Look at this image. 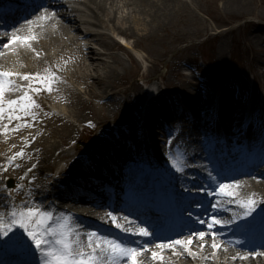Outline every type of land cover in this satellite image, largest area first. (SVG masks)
<instances>
[{
  "label": "bare ground",
  "instance_id": "bare-ground-1",
  "mask_svg": "<svg viewBox=\"0 0 264 264\" xmlns=\"http://www.w3.org/2000/svg\"><path fill=\"white\" fill-rule=\"evenodd\" d=\"M247 1L248 0H227V2L223 5V10L228 13H240L243 14L247 11ZM35 2L39 3L40 0H35ZM88 8L90 9L91 14L90 15L91 20L87 19L84 15H80L83 10L80 9H74L72 11H69L68 7L64 6L63 4L54 3L51 0H43L41 3V7L38 8V6H33L30 8L26 14L18 15H8L3 14V20L0 22V42L6 41L10 39V34L13 31H17V35H35L38 37L37 40L31 41L32 48H28L24 45L14 46L15 51H9L7 49H0L5 52V55L3 57H0V67H3L4 65L10 64L12 66H21L23 67V64L25 65L29 64V68H25L26 73H36L40 72L44 74L46 70H50L53 72H56L58 77L61 78L60 82H58L55 87L58 89L56 91H53L52 93H55L57 91H61L63 93L64 91L71 92L73 96L80 98L81 100L77 102V105H92L91 100L89 99L88 102H85L82 99V94H87L91 99H100L105 100L106 104L108 105H115V107H118L117 114L119 115V111L123 108L124 104H129V110L132 108L137 112V110H144L145 116H144V123L143 126L146 128L145 132V142H147V145L149 148H153L154 155L151 156V158L156 162L159 167V169L165 173V175L173 177L174 180L177 178L179 179L173 170L170 168L168 163L165 161L168 157V153L166 151H169L170 148L168 142H162L161 139H167L168 141L172 140V135L169 132V128H166L164 123L167 121L170 125L174 124V122H177L180 124L183 129H185L188 132H201L203 133L204 130L210 131V127L213 125H209L208 127H203V122H206L207 118L213 117L211 108L213 107V102L215 95L217 93H220L219 90L216 91L215 89V82L211 78L208 80L209 88L206 89V91H203L201 89V83L199 82V79H194V85L197 86L199 89V97L196 99H192L188 97L189 93L184 91L185 89H182L184 85H180L181 88H179V92H182L181 94H174L173 92H161V84H164L168 77L167 75H159V77H153V76H147L146 74H139L138 76L141 77V80L143 81V84H138L132 86V88H122V89H115L117 86H113L112 82L115 79H118L121 77V72L125 71V66L121 58L116 56L114 51H124L126 52L122 46H120L118 43H116V40H114L113 35L120 36L121 38H136L134 50H137V62H136V69L137 71L140 70V66L142 65V61H147V58H143V53L145 52L144 48L140 47V44H143L144 42H149L153 40H157L162 42L163 38L167 36V34L170 33L171 26L173 25L175 20L181 19L185 14L188 13V11H193L194 9L191 7L190 3L185 0H83ZM15 4V3H14ZM44 8L48 9L47 15H51L52 12H55L56 15L52 17L49 20H37V17H39L41 14L44 13ZM188 9V10H187ZM51 12V13H49ZM73 12H77V15H73ZM86 13V12H85ZM93 18L97 19L99 24H96L95 22H92ZM27 20H32L35 23L28 24L26 23ZM82 25H89L92 27H101L105 30L104 33L96 32L93 29H88L87 27H83ZM249 28H251L253 31L251 32V35L253 37L257 38L261 47L264 45V24L254 23L251 22L248 25ZM85 28V30L83 29ZM71 31L75 33L72 37ZM5 33H8L9 35H5ZM227 34V33H226ZM222 35L223 42L220 46V59L223 60L224 55L223 49L226 48L228 42H227V35ZM68 36H70L68 38ZM163 36V38H162ZM67 37L66 42L61 41ZM107 38L108 40L113 39V43L105 41L103 38ZM260 38V39H259ZM209 39V38H208ZM243 41V40H242ZM75 42L79 43V52L76 51H70L69 46L74 45ZM95 43H98L101 48H103L108 53L101 54L98 53L94 46ZM240 43V42H239ZM245 43V42H242ZM160 45V44H159ZM245 45V44H244ZM32 49H35L33 51ZM255 50L254 48L250 47V51ZM144 51V52H141ZM262 51V48L260 49ZM39 53V56L36 55V53ZM156 52L157 55V51ZM152 53V52H151ZM81 54V57L76 59V62L79 66L82 65L85 66V62L88 61L90 66V72L89 73H76L73 71H69L68 67L64 68V66H71V57H76L75 55ZM106 56L110 55V59L113 61L112 64L108 65L107 62L100 61L97 58V56ZM155 55V57H156ZM264 55V54H263ZM8 57H10L8 59ZM158 57V56H157ZM19 58V59H18ZM141 58V59H140ZM163 56L158 57L156 60L157 62L161 61ZM16 59V60H15ZM18 59V60H17ZM143 59V60H142ZM176 59L174 62H168L166 64V67L171 69L178 77L185 76L182 71L181 67L176 62ZM18 62V63H17ZM16 64V65H15ZM37 65V67H35ZM155 64H153L154 66ZM143 69V67H141ZM46 69V70H45ZM5 70H7L5 68ZM24 70V69H23ZM155 78V79H154ZM154 79V80H153ZM197 79V80H196ZM23 81L22 79H20ZM89 81H93L91 84H89ZM154 81V82H153ZM159 82L156 84V82ZM198 82V84H197ZM23 83H29L28 81H23ZM74 83H82L85 85L83 87V90L79 88H75ZM120 86V85H119ZM113 90H116L115 92ZM158 92V96L156 100H151L147 106L145 107L144 101L148 96H151L153 94H156ZM160 92V94H159ZM44 97L43 98H49L50 94L47 91L41 92ZM22 92H10L7 94L8 98H16V96L21 95ZM212 96V99L210 97ZM36 97H41L40 94L36 95ZM222 103L218 107V112L220 119L223 120L222 122L227 125V131L230 133H233L237 131L240 127L239 124H242L243 121V109L240 110L242 107L240 106V101H234L231 97H228L227 95L223 94ZM64 98V97H63ZM228 98L231 99V104L228 108L226 106V101ZM69 100V99H67ZM55 103V102H53ZM104 104V105H106ZM145 107V108H144ZM139 108V109H138ZM40 109L35 110L38 113V116L36 120L34 121L33 127H23L19 131L16 132H9L5 134L2 132L0 135V144L3 146V156L5 157V160L9 161V158L14 155L15 153L21 151V149L25 152L24 158H18L14 163L19 164V168L14 167H8V170L5 172L0 168V177L2 175L8 176V177H14L16 181H18L20 184H23L28 188V191H31L32 195H27L26 197L29 199H35V195L39 194L45 189V186H42L39 190L35 188L33 177L34 176H41L44 177L45 172H51L52 177H56L59 175L58 169L57 171H50L47 167H50L52 164V158H55V151L56 149H61L62 146L68 144V141L70 139H73V134L70 133V135H67V138L64 137L62 141H55L54 143L50 142V146L45 149V153L41 152L40 149V142L42 140V137L39 138L43 134L44 129V122L45 119L40 120L38 117L40 116ZM64 113V112H63ZM139 113V112H137ZM142 115V114H141ZM121 117V125L120 129L117 131L120 133L122 132L123 138L130 137L132 134L137 132L138 124L140 123V118L137 114H133L132 120L130 121L128 119V116L123 114ZM65 118H68V116H65ZM117 118V117H115ZM26 120L29 122H32L31 117H26ZM60 119V118H59ZM55 120V119H54ZM125 121V122H124ZM4 124H7V120L3 122ZM18 123L17 121H13L12 124L9 125V128H13L15 124ZM127 123V125H125ZM96 126V124L91 125ZM0 128H2V125H0ZM48 128V127H46ZM89 128V127H87ZM93 128V127H92ZM131 128V131L127 133V129ZM215 129V128H214ZM161 131L163 138L160 136L159 132ZM221 132V131H219ZM101 136L103 137V144L104 145H111L113 142V137L111 135V130L106 129L99 132ZM10 136V140L15 147H13L12 144L7 143L8 141L4 138ZM203 136V135H201ZM37 137V138H36ZM53 137V136H51ZM190 137H193L190 135ZM196 138L195 143L197 145H200L199 142L201 140ZM202 138V137H201ZM222 139V138H221ZM29 142L30 145H29ZM150 144V145H149ZM123 145L126 148H131L133 145L126 141L123 143ZM219 145L222 147L223 150L222 154H226V152H229V148H227L225 140L219 142ZM105 147V146H104ZM169 148V149H168ZM191 151L188 152V161L192 162L199 158V160L196 162L197 165L193 169L190 170V172H194L193 175H195V183L196 184H207L210 187H215L216 182L209 180V175L206 171L209 170V168L205 165H202V161H204L203 154L200 155V150L195 151L194 147H191ZM133 153L137 152L131 150ZM195 151V153H194ZM75 152V153H73ZM79 152V151H78ZM77 152V149H73L70 152H62L58 157H56V160L59 161L58 164L61 162H64L68 157L75 156ZM194 153V154H193ZM109 154L112 155L111 149L109 151ZM191 154H193L191 156ZM222 156V155H221ZM30 157V158H29ZM102 159L105 158L104 155L101 157ZM142 159V158H141ZM264 159V157H263ZM202 160V161H201ZM98 161V160H97ZM96 160L93 161L95 164L97 162ZM113 161L115 162V168L113 171L107 169L104 165L99 167V170L102 172H108L111 175H117L118 180L121 182L127 181V174L129 172H132L134 169H137V165H133L132 163L126 161L125 163H122L121 161L117 160L116 157L113 155ZM142 163H145V161L142 159ZM33 165H36V167L33 169L32 172H28L29 168H32ZM260 164L255 165L254 168L259 167ZM188 172V170H186ZM34 173V175H33ZM21 177H24V179H21ZM254 175H248L244 178H239V180L243 181V184L241 188L239 189V194L241 197H248L253 194L254 198L259 202L258 207H264V197L260 198V195L264 193V179L261 177H264V173L261 174V176L253 179ZM199 178V180L197 179ZM234 178L237 179L236 176ZM260 178V179H259ZM132 178H130V181ZM194 180H188L186 178H183L180 180V185L187 187L188 189H192L193 194L195 195L192 199L194 203L197 205L198 201L206 200V202H210L211 204L215 203L216 197L208 196L206 192H197L193 188V181ZM45 181V179H44ZM44 181L42 183H44ZM41 183V181H40ZM142 183H145V181H142ZM120 189V188H119ZM25 196L23 190L16 191V197L17 200L20 201ZM32 202L38 203L39 201L35 199ZM48 197H46V200ZM45 200V201H46ZM44 201V203H45ZM95 201H90L88 203H72L71 209L78 211V213L84 217V223L81 221H77V227L84 230H99L102 229L104 231H110L109 233L111 235L117 236V234L114 231H119L122 237L127 238L128 236L134 237V240L140 241L141 243L144 242L145 238H141L138 236H133L130 233H123L119 229H116L114 225L111 223L110 218L107 217V212L115 210V214H119L116 212L115 207H111L108 209H103L101 207H93L90 204ZM226 204V203H222ZM199 207V206H198ZM52 209V208H51ZM135 208L132 206L129 208L130 213L133 212ZM191 210V224H194L198 222L197 217L203 218L205 216H211L216 215L219 219L222 220H228L232 217V215L228 214L226 210L220 209L217 211L216 208L212 209L211 207L206 206L203 203L202 211H194ZM52 211V210H50ZM244 209L237 206L234 207L233 215L236 213H242ZM63 212L62 209L58 210V213ZM65 212V211H64ZM66 213V212H65ZM71 215L70 213H67ZM133 214V213H132ZM128 214H121L118 215L120 217V222L124 223L123 216ZM129 216V215H128ZM207 220V219H206ZM131 221V220H130ZM133 221V220H132ZM131 225H128L130 227H135L136 224H139V222H135ZM187 222V223H188ZM102 224V227L100 228L97 224ZM196 226V225H194ZM219 227L216 229V231L220 232L222 235L217 238V242H223L225 247L227 248V251H224L223 249L216 251L215 256H213L214 250L210 247L211 240L206 238L208 241L207 245L201 250L198 245L200 243H203L201 241H195V243L191 246L192 250L194 252H197L198 255L193 258L192 256H189L182 247L177 246L175 250L173 249H165L162 251V255H164L165 259L164 261H152L150 252L145 253L144 257L142 259L147 260V264H191L189 259L193 260L195 264H207V260H211V257H214V260L210 264H264V255H257L256 257L248 256L247 259H241L240 257L243 255H246L248 252V249H245L240 246L239 243L234 242L230 240V236L225 234V227H221V225H218ZM206 228V225H202L198 227V229L204 230ZM107 234V232H103ZM186 233V232H184ZM128 234V235H127ZM188 232L184 235L186 237ZM181 236L177 237L180 238ZM82 239H85V237L82 236ZM162 240H167V238L162 237ZM231 241L232 243H228ZM253 249V248H252ZM152 250L155 251H161L159 249L153 248ZM264 253V252H262ZM21 255V254H20ZM221 256V259L219 260V257ZM205 257H209L208 259H205ZM233 257H237L236 259H233ZM209 263V261H208Z\"/></svg>",
  "mask_w": 264,
  "mask_h": 264
},
{
  "label": "rangeland",
  "instance_id": "rangeland-1",
  "mask_svg": "<svg viewBox=\"0 0 264 264\" xmlns=\"http://www.w3.org/2000/svg\"><path fill=\"white\" fill-rule=\"evenodd\" d=\"M83 0L77 1V8L83 10L80 15H84L87 19H90L91 12L88 6L82 2ZM188 1L191 7L194 9L193 11H188L181 19L175 20L173 25L171 26L170 33L167 34L163 38V41H149L140 44L141 48L145 49L146 53H143V58H147V61H142L140 70L137 71L136 69V62H137V50H134V45L136 38H121L120 36L113 35L114 40L123 49L126 51H114L116 56L122 59L125 71L121 72V77L115 79L112 84V88L117 86L115 89H122V88H132L135 84H143L141 77L139 74H146L147 76L159 77V75H167L168 79L164 84H161L157 81L156 84L161 85V92H173L174 94H181L179 92L180 85H184L182 89L188 92V97L192 99H196L199 97L198 88L193 83L195 82V78H199L201 82L203 91L206 90L209 86L205 85L206 80L213 79L216 86H221L222 84H228L230 87H227L225 92L233 96V91L236 89L237 82L246 84V88H244L243 84L238 89L237 96L235 100L240 101V107L243 104L245 108L248 107V103L250 98L253 97L257 100L256 108V116L253 121L258 127L260 125V119H264V45L262 42L259 43L258 39L251 35L253 31L251 28L248 27L249 23H259L264 24V0H248L247 1V11L243 14L240 13H231L228 14L223 10V5L227 0H185ZM188 10V9H187ZM86 12V13H85ZM93 16V15H92ZM92 22L99 24L97 19L93 18ZM83 27H87L88 29H93L96 32L104 33L105 30L98 26H89V25H82ZM84 29V28H83ZM228 35H227V34ZM227 35V46L223 49V60L220 59L219 51L221 43L223 42L222 35ZM71 37L73 36L70 35ZM68 36V38L70 37ZM74 37V36H73ZM209 38V39H208ZM105 41L113 43V39L108 40L107 38H103ZM260 39V38H259ZM67 37L62 39L61 41L66 42ZM243 40V41H242ZM240 42V43H239ZM245 42V43H242ZM160 44V45H159ZM245 44V45H244ZM79 43L75 42L74 45L69 46L70 51L79 52ZM96 47L97 52L104 54L108 53L103 48L99 46L98 43L92 45ZM250 47L254 48L255 50L250 51ZM262 48V51L260 49ZM157 51V55L156 52ZM144 52V51H141ZM152 52V53H151ZM156 55V57H155ZM76 57H71V66H64V68L68 67V70L76 72V73H89L90 66L88 61L85 62V66H79L76 62L78 57H81V54L75 55ZM163 56L162 60L157 62L156 60L158 57ZM10 57H8L9 59ZM11 59V58H10ZM19 59V58H18ZM17 59V60H18ZM98 60L107 62L108 65L112 64V60L110 59V55L106 56H97ZM141 59V58H140ZM178 62L181 67L182 73L185 75L182 78L178 77L171 69L166 67L168 62ZM16 60V59H15ZM143 60V59H142ZM11 61V60H10ZM9 61V64L4 65L9 70H26L25 68H29L25 63L23 64L24 68L21 66H12ZM18 63V62H17ZM153 64H155L153 66ZM16 65V64H15ZM37 67V65L35 66ZM143 67V69L141 68ZM46 70V69H45ZM171 71V72H170ZM154 78V79H155ZM153 79V80H154ZM196 79V80H197ZM93 81H89L91 84ZM154 82V81H153ZM198 84V82H197ZM24 85H27L24 83ZM75 88H79L83 90L85 87L84 84L74 83ZM120 85V86H119ZM253 85L255 88L253 89ZM253 89V90H252ZM253 92H252V91ZM114 92L116 90H113ZM84 92V90L82 91ZM41 97H36L35 99L41 105L39 110L40 116L38 119L43 120L45 119L43 134L39 136L42 137V140L39 144L41 152L45 153V149L50 146V142L54 143L55 141H62L64 137L67 138V135L73 134V139L68 141V144L62 146L61 149H56L55 151V158H52V164L50 167H47L48 170L54 172L60 167L58 170L64 167L65 163H69L72 160H75V165L78 164V161L74 159V157L78 158L77 155L68 157L64 162L56 160L62 152H70L73 149H77L78 151H84L94 148L96 145L103 142V137L99 132L102 130L110 129L111 132L113 127L119 126L120 119L123 114L128 116V119L131 121L133 114H137V112H141L137 110V112L129 110V104H124L123 108L119 111V115L115 116L117 113V108L115 105H108L106 104L105 100L90 98L87 94H82V99L85 102H88L90 99L92 105H77V102L80 101V98H77L72 95L71 92L64 91H57L55 93H51L49 98H43L44 95L40 93ZM227 95V94H226ZM252 95V96H251ZM64 97V98H63ZM69 99V100H67ZM239 99V100H238ZM45 100L50 101V103H54V106L58 108L61 112L62 117L57 118L50 114L44 107ZM45 101V102H44ZM145 103V101H144ZM106 104V105H104ZM259 108V109H258ZM139 109V108H138ZM64 112V113H63ZM68 116V118H65ZM55 119V120H54ZM125 122V121H124ZM166 126L170 127L172 133L175 132V138L169 141V151L168 157L166 158V162L170 166V168L174 171L175 175L179 179L170 181L176 185L180 183V180L183 178H193L194 175L191 172H186V169L194 166L197 162L195 161L189 162L188 161V154L185 153L187 150H190L191 147H194V150H201V146L197 145L193 140H191L186 131L181 128V125L177 122L174 124H169L167 121ZM87 124H96L93 128H87ZM48 127V128H46ZM195 134L197 137L201 133L191 132ZM226 135L229 133L225 131ZM53 136V137H51ZM113 137V135H112ZM5 138V137H4ZM37 138V137H36ZM5 139L8 140L7 143L14 144L10 140V136H7ZM68 139V138H67ZM162 142H167L168 140L165 138L164 140L161 139ZM82 143V144H81ZM85 144V145H84ZM2 145L0 144V164H5V157L3 156V149ZM168 148V149H169ZM186 149V150H185ZM95 150V149H94ZM153 150V149H151ZM194 151V153H195ZM153 152V151H152ZM75 153V152H73ZM170 153V154H169ZM193 153V154H194ZM191 154V156L193 155ZM174 156H178L184 163L187 164L184 173L177 172L172 167V158ZM200 161V160H199ZM202 161V160H201ZM204 165V161L201 162ZM75 165L73 167H75ZM71 168L74 170L75 168ZM37 168V167H36ZM176 171V172H175ZM207 173L209 171H206ZM46 173V172H45ZM48 173V172H47ZM209 174V173H208ZM212 177L216 178V175ZM34 175V173H33ZM34 186L37 188H41L45 186L47 188L48 182L44 177L34 176ZM210 177V180H214ZM45 179V181H44ZM199 180V178H197ZM217 180V179H215ZM41 181V183H40ZM44 181V183H42ZM16 185V184H15ZM177 186V185H176ZM26 189V187H25ZM27 191V189H26ZM29 192V191H28ZM26 193V192H25ZM264 197V193L260 195V198ZM29 199V198H28ZM205 202V201H204ZM206 204L212 207L213 203ZM223 207V205H220ZM42 208V206L40 205ZM213 208V207H212ZM229 213H233V210H230ZM60 215L59 217H63ZM73 226H75L73 224ZM218 226H216L217 228ZM86 231V230H85ZM231 231V230H230ZM229 231V232H230ZM210 239V238H208ZM257 252V251H256ZM216 253V252H215ZM260 253V252H259ZM262 253V252H261ZM257 255H253L256 257ZM221 256L219 257V260ZM211 260H214V257H211ZM191 264H195L193 260L189 259ZM209 261V263H208ZM212 261L207 260V264L212 263Z\"/></svg>",
  "mask_w": 264,
  "mask_h": 264
},
{
  "label": "snow or ice",
  "instance_id": "snow-or-ice-1",
  "mask_svg": "<svg viewBox=\"0 0 264 264\" xmlns=\"http://www.w3.org/2000/svg\"><path fill=\"white\" fill-rule=\"evenodd\" d=\"M44 13L37 17V20H49L56 15L52 12L47 15L48 9L44 8ZM26 23H35L32 20H27ZM19 31V30H17ZM17 31L10 34V39L0 42V49L15 51L14 46L24 45L32 48L31 41L37 40L35 35H17ZM5 35H9L5 33ZM35 51V49H32ZM5 52L0 50V57H3ZM39 56V53H36ZM16 78L28 81L27 85L17 84ZM56 72L46 70L44 74L36 73H21L14 70H3L0 67V125L5 134L9 132L19 131L23 127H33L38 113L35 111L41 108V105L35 99V96L43 91L51 94L58 90L55 85L60 82ZM10 92H22L16 98H8ZM26 117H31L32 122L26 120ZM7 120V124L3 122ZM13 121H17L13 128L9 125ZM31 142H29L30 145ZM15 147V145H13ZM25 152L23 149L15 153L9 158L7 166H0L3 171H7L8 167L19 168V164L14 162L18 158H24ZM30 158V157H29ZM36 165L28 169L32 172ZM172 167L180 173H184L187 164L184 163L178 156L172 158ZM220 175V173H217ZM212 177V173L209 172ZM255 179L256 177H252ZM264 179V177H261ZM24 179V177H21ZM33 181L35 177L32 178ZM212 179H216L212 177ZM243 181L234 177H225L219 180L215 187H210L207 184H196L193 181V188L199 192H206L208 196L216 197L215 203L212 205L217 211L220 210L222 203L236 204L244 209L242 213L234 214L228 220L219 219L216 215H211L208 220L197 217L199 224L206 225V229L191 228L186 237L170 238L162 240L158 235L160 225L154 223L151 218L141 220L135 227L128 225L133 224L129 220L128 215L123 216L124 223L120 222V217L115 214V210L107 212V217L116 229L123 233H130L133 236L145 238L144 242L137 240H129L125 242L121 238L100 232L99 230L82 231L71 223L75 217L65 214L63 217L56 216L52 211L38 206L36 202L23 201L19 206L12 202V192L24 189L23 184L5 185L9 191L7 196L0 197V205L5 208V212H0V249L18 251L22 259L16 261V264H147L146 259H142L145 253L150 252L152 261H164L165 257L162 251L165 249L175 250L177 246L189 255L195 258L198 253L192 250V245L195 241H201L198 247L203 250L210 238V247L215 252L223 249L227 251L223 242H217V238L222 234L216 231L217 225L233 224L237 220L240 223H235V234L241 236H251L257 231L261 236H264V207L260 208L257 215L256 209L258 201L254 195L241 197L239 189ZM189 196L192 194V189H188ZM32 195L31 191L27 193ZM173 196L178 201L187 200L181 193H169L165 190L164 196L161 197L155 191L149 192L142 202L145 212L150 208H155L157 211H166L172 202ZM198 206H203L202 201L197 202ZM100 207L102 205H96ZM138 210V209H137ZM191 215V213H189ZM251 217V219H248ZM147 225V226H141ZM149 228H152L150 231ZM82 236L85 239H82ZM159 241V242H158ZM232 243L231 241L228 242ZM153 248L161 251L152 250ZM252 255H264L259 252H249L241 256V259H247ZM209 257H205L208 259ZM237 257H233L236 259Z\"/></svg>",
  "mask_w": 264,
  "mask_h": 264
}]
</instances>
